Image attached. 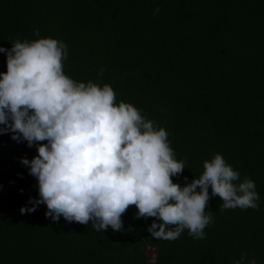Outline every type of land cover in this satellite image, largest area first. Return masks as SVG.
I'll use <instances>...</instances> for the list:
<instances>
[{"label": "trees", "instance_id": "obj_1", "mask_svg": "<svg viewBox=\"0 0 264 264\" xmlns=\"http://www.w3.org/2000/svg\"><path fill=\"white\" fill-rule=\"evenodd\" d=\"M43 37L67 45L66 75L109 84L117 104L168 132L186 166L174 182H191L219 153L255 182L259 207L221 211L210 197L205 238L185 230L174 241L153 238L155 218H137L135 206L116 232L54 221L44 204L21 213L39 195L21 163L36 145L0 133V264H235L242 253L264 264V0H0V45ZM6 61L0 52V72Z\"/></svg>", "mask_w": 264, "mask_h": 264}, {"label": "clouds", "instance_id": "obj_2", "mask_svg": "<svg viewBox=\"0 0 264 264\" xmlns=\"http://www.w3.org/2000/svg\"><path fill=\"white\" fill-rule=\"evenodd\" d=\"M0 52L7 57V71L0 72V133L37 150L31 160L21 158L39 193L21 213L44 204L45 216L54 221L63 216L84 225L91 221L97 232L109 227L116 232L123 229V214L135 206L137 218H155L148 227L153 238L174 241L185 230L194 239L205 238L213 221L205 210L210 197L222 201L221 211L259 207L255 182L241 181L219 153L203 162L191 182H174L186 166L176 158L168 132L131 103L117 104L109 84L66 75L64 42L16 40L11 48L0 45ZM245 261L257 264L247 253L235 264Z\"/></svg>", "mask_w": 264, "mask_h": 264}, {"label": "rangeland", "instance_id": "obj_3", "mask_svg": "<svg viewBox=\"0 0 264 264\" xmlns=\"http://www.w3.org/2000/svg\"><path fill=\"white\" fill-rule=\"evenodd\" d=\"M34 198V196H32ZM20 253H18L19 256ZM159 255V249L157 246L150 245L145 251V257L149 262H155Z\"/></svg>", "mask_w": 264, "mask_h": 264}]
</instances>
